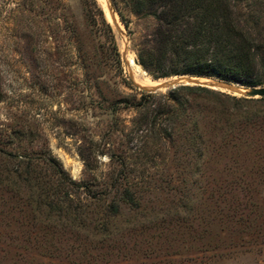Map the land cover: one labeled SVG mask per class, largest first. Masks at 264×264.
I'll list each match as a JSON object with an SVG mask.
<instances>
[{"label": "rangeland", "instance_id": "rangeland-1", "mask_svg": "<svg viewBox=\"0 0 264 264\" xmlns=\"http://www.w3.org/2000/svg\"><path fill=\"white\" fill-rule=\"evenodd\" d=\"M230 1L264 59V0ZM164 5L0 0V264H264V159L210 161L190 141V109L167 101L179 87L248 98L264 85L155 78L139 51L158 46ZM137 78L182 80L155 90ZM14 175L69 190L82 220L28 208L39 188L18 196Z\"/></svg>", "mask_w": 264, "mask_h": 264}, {"label": "trees", "instance_id": "trees-1", "mask_svg": "<svg viewBox=\"0 0 264 264\" xmlns=\"http://www.w3.org/2000/svg\"><path fill=\"white\" fill-rule=\"evenodd\" d=\"M156 2L147 0L150 8L155 7ZM162 2L165 3L164 10L156 17L159 23L156 33L158 46L139 51L140 63L151 70L155 78L190 74L215 77L226 83L248 87L264 85L263 46L255 36L239 26L230 0ZM97 12L111 30L103 13ZM92 13L96 18V13ZM185 96L194 98L192 105ZM167 101L175 105L177 111L188 113L190 109L193 120L190 141L198 150L204 148L210 161L225 159L238 164L253 157L264 159V109L255 107L257 103H264V98H237L202 87H179L169 93ZM57 176L62 183V175ZM14 177L16 183L12 182V185H17L18 196L22 189L39 188L35 201L37 207L32 208V197H29L28 208L33 211L45 208L48 215L55 211L60 218L82 220L79 210L84 205L78 203L69 190L61 189L59 184L54 192L44 189L45 182L41 183L32 175ZM10 181V176L6 175L2 183L10 186ZM71 184L74 186L75 182ZM122 200L133 205L125 193ZM120 212L118 205L108 206L107 219L117 218Z\"/></svg>", "mask_w": 264, "mask_h": 264}, {"label": "water", "instance_id": "water-1", "mask_svg": "<svg viewBox=\"0 0 264 264\" xmlns=\"http://www.w3.org/2000/svg\"><path fill=\"white\" fill-rule=\"evenodd\" d=\"M182 79H179L177 81L174 80H168V81H161L159 83V86L155 88V90H161V89H167L170 87H175V84ZM221 86L216 85L215 88H220ZM225 88L227 87L228 89H232L234 93L241 94L240 91L236 88H231L228 86H224ZM246 96L248 98H264V87L262 88H250L249 90L246 91Z\"/></svg>", "mask_w": 264, "mask_h": 264}, {"label": "bare ground", "instance_id": "bare-ground-1", "mask_svg": "<svg viewBox=\"0 0 264 264\" xmlns=\"http://www.w3.org/2000/svg\"><path fill=\"white\" fill-rule=\"evenodd\" d=\"M193 80V79H192ZM137 81L142 85V86H145V87H155L156 85H158L160 82L159 81H151V80H142V79H139L137 78Z\"/></svg>", "mask_w": 264, "mask_h": 264}]
</instances>
